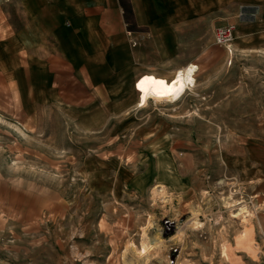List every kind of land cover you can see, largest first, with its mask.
<instances>
[{
  "label": "rangeland",
  "instance_id": "1",
  "mask_svg": "<svg viewBox=\"0 0 264 264\" xmlns=\"http://www.w3.org/2000/svg\"><path fill=\"white\" fill-rule=\"evenodd\" d=\"M217 18L154 49V76L198 67L178 101L66 106L0 60V264H263L264 27L235 24L227 49ZM1 21L17 29L12 0Z\"/></svg>",
  "mask_w": 264,
  "mask_h": 264
},
{
  "label": "crops",
  "instance_id": "2",
  "mask_svg": "<svg viewBox=\"0 0 264 264\" xmlns=\"http://www.w3.org/2000/svg\"><path fill=\"white\" fill-rule=\"evenodd\" d=\"M12 2L16 4L17 29L5 25L9 21L0 25L8 33L0 38V60L3 66L16 65L17 76L8 73L10 84L19 91L28 88L33 97L60 99L66 106L97 98H109L107 104L112 105V100L128 96V90L132 97L139 92V106L146 93L167 91L176 74L190 65L177 69L171 79L154 76L150 74L155 67L154 49L167 48L170 42L175 49L183 47L180 34L198 29L202 18L217 23L220 16L224 26L251 24L258 31L264 27V0ZM234 3L238 4L236 14ZM248 15L250 18L242 19ZM173 63L179 67L189 61L175 59ZM145 74L150 75L139 81L136 90L137 80ZM261 176L256 175V186L264 197ZM261 235L264 203L256 212L257 240ZM243 264L259 263L250 260Z\"/></svg>",
  "mask_w": 264,
  "mask_h": 264
},
{
  "label": "bare ground",
  "instance_id": "3",
  "mask_svg": "<svg viewBox=\"0 0 264 264\" xmlns=\"http://www.w3.org/2000/svg\"><path fill=\"white\" fill-rule=\"evenodd\" d=\"M198 67L190 65L184 70H180L169 88L165 92H148L145 94L143 100L139 104V107H145L149 100L153 99L156 101H178L186 92L195 87L196 80L195 75ZM146 248V247H145ZM147 251L143 249L140 255L146 254Z\"/></svg>",
  "mask_w": 264,
  "mask_h": 264
},
{
  "label": "built area",
  "instance_id": "4",
  "mask_svg": "<svg viewBox=\"0 0 264 264\" xmlns=\"http://www.w3.org/2000/svg\"><path fill=\"white\" fill-rule=\"evenodd\" d=\"M234 34H235V25L230 24V25L219 28L215 35L216 45L223 46L227 49H230L233 44ZM261 236L262 237L259 243L260 252L258 253V255L264 264V236L263 235Z\"/></svg>",
  "mask_w": 264,
  "mask_h": 264
},
{
  "label": "snow or ice",
  "instance_id": "5",
  "mask_svg": "<svg viewBox=\"0 0 264 264\" xmlns=\"http://www.w3.org/2000/svg\"><path fill=\"white\" fill-rule=\"evenodd\" d=\"M145 79H152V78H150V77H146ZM142 83V82H141ZM160 83H164L163 81H161ZM138 87H139V85H138Z\"/></svg>",
  "mask_w": 264,
  "mask_h": 264
}]
</instances>
